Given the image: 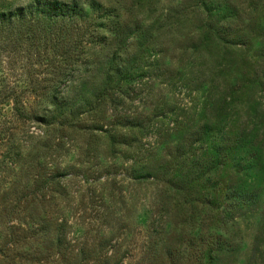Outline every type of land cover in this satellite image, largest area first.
Wrapping results in <instances>:
<instances>
[{"label": "rangeland", "instance_id": "rangeland-1", "mask_svg": "<svg viewBox=\"0 0 264 264\" xmlns=\"http://www.w3.org/2000/svg\"><path fill=\"white\" fill-rule=\"evenodd\" d=\"M47 1L74 3L80 8L96 1L111 11L112 21L118 15L124 18L122 28L126 34L139 32L143 27L145 32L141 31L149 37L131 39L130 52L135 55L137 45L154 47L157 42V65H152L137 94L124 90L126 98L116 101V111L157 113L158 119L154 128L144 133L117 128L103 134L95 131V126L114 116L113 108L103 105L99 111L83 116L82 124L73 131L37 123L20 128L18 134L28 137L22 149L28 161L18 164L26 166V177L20 168L14 173L16 177L10 175L12 180L20 172L18 177H24L22 187L34 190L36 179L55 175L61 178L56 199L51 200V193L47 192L46 202L38 208L44 222L37 223L43 226V235L28 239L27 243L19 240L17 250L10 252L12 259L0 258V264H32L30 260L37 257L44 260L41 264H200L203 252L215 241L224 243L229 252L221 258V264H259L258 258L264 253V198L252 207L238 205L229 209L230 201L224 199V194L220 197L222 208L216 211L206 204L208 196L216 198L212 185L203 177L197 178L199 171L196 178L190 175L192 185L174 177L172 183L166 184L164 179L170 168L173 174L176 169L158 164L154 166L156 170L150 171V180L139 181L131 168L150 162L154 148L156 154L151 163L164 159L169 152L167 145L175 147L181 135L198 128L203 123V108H212L211 103L223 97L227 104L233 102L238 107L233 108V116L239 125H251L248 114L256 111L254 121L259 125L255 127L264 129V0L222 2V16L240 15L230 40L242 45L222 51L219 56L218 50L213 49L212 57L201 59L193 55L199 45L196 31L201 24V17L195 12L198 0H0V7L21 8ZM88 23L59 22L54 30L58 35L64 30L70 49L72 41L84 40L71 55L81 53V48L85 50L91 66L83 74L76 73L78 85L84 86L77 93L93 102L105 79L103 72L95 69L109 56L110 49L102 51L86 44ZM103 24L104 28L97 30L100 35L108 34L105 28L110 23ZM36 34L40 36L39 32ZM10 50L11 46L5 45V54H10ZM13 58H4L1 63L13 64ZM34 69L33 76L41 83L49 84L55 78L53 68L47 70L45 65H38ZM235 89L242 92L233 98ZM69 95L74 96V92L70 90ZM27 102L37 103L33 99ZM4 110L11 115V106H4ZM174 125L181 128L177 135L169 132ZM80 126L87 130L82 131ZM263 136L260 140H264ZM135 138H141L150 156L141 158L130 147ZM160 141L164 142L161 148L157 147ZM230 176L233 178L234 174ZM4 188H10V184L0 189L1 241L6 240L8 227L32 224L25 222L31 220L30 211L21 215L4 213L8 206L1 200ZM222 209L228 210L227 215ZM34 216L37 218L35 213ZM58 232L63 238L60 245H54L51 240ZM34 252L43 255L32 256Z\"/></svg>", "mask_w": 264, "mask_h": 264}, {"label": "trees", "instance_id": "trees-1", "mask_svg": "<svg viewBox=\"0 0 264 264\" xmlns=\"http://www.w3.org/2000/svg\"><path fill=\"white\" fill-rule=\"evenodd\" d=\"M226 1L198 0L196 3L195 12L201 17V24L196 31L200 46L197 45L193 55L198 59L212 57L213 49L218 50L216 55L219 56L222 51H230L231 48L242 45L230 40L235 21L240 18V15L222 16L225 12L222 2ZM111 17V11L96 1H91L85 8H80L74 3L60 1H47L21 8L17 6L0 7V148L3 149L0 151V189L10 184V188H4L1 200L2 203L8 205L6 209L4 208V213L21 215L23 211H30L31 220H25V222H32L28 227H23L22 224L8 227L5 241H1L0 233V258L10 260L11 257L12 259L10 252L17 250L19 240L27 243L28 239L43 235V226L37 223L44 222L39 216L41 210L38 214V208L40 209V206L46 202L48 193H51V200L56 199L61 178L60 175H55L46 180L36 179L34 190H26L27 188L22 187L24 177H26V166L20 167L18 164L23 165L21 163L28 161V156H25L22 151L23 144L26 143L28 137L25 133L18 134L20 128L29 123H37L46 128H53L57 125L65 130L73 131L78 124H82L83 116L99 111L103 105L108 109L113 108L111 111L114 116L108 121L103 119L100 126L93 127L100 133L108 134L116 131L117 128H127L144 133L149 128H154L156 124L157 113L148 115L117 112L116 101L126 98L124 90L137 94L145 77L150 75L152 65H157L158 54H154V51L157 53V42L154 47L143 46V43L140 46L137 45V52L133 55L130 52L131 39L134 40L136 36V39L142 40L141 38H147L149 35L143 34L141 30L144 32L145 30L142 26L139 32L129 31L126 34L122 28L124 18L118 15L114 17L115 21H112ZM72 20L89 22L86 44H90L93 49L98 47L102 51L106 47L110 49L109 56L102 59L95 69L98 73L103 72L105 79L98 97L93 102H90L88 97L83 98L80 93H77V91H82L84 86L78 85L76 73L83 74L91 66L85 50L81 48V53L71 55L79 45L84 43V40L72 41L73 48L70 49L65 40L64 30L61 31L62 35H58V32L54 30L59 22ZM105 22L110 23L105 28L108 34L100 35L97 30L104 28L103 23ZM36 32H39L40 36ZM5 45L6 47L11 46L10 54H5ZM11 56L16 60L13 64L1 63L4 58L8 59ZM19 58H21L20 61ZM38 65H45L47 70L53 68L56 73L55 78L51 79L49 84L35 80L34 68ZM115 77H117L116 80ZM70 90L74 92V96L69 95ZM241 92L242 90L235 89L233 98ZM32 99L37 101L35 105L28 104L27 101ZM226 101L227 98L223 97L211 103L213 107L216 105L214 108H203V123L196 129L193 126L195 130L193 129L191 133L189 131L181 135L175 147L169 148L168 144L169 152L164 159L154 164L151 163L156 154V148H154L155 153L150 162L143 161L139 163L140 166L133 165L131 170L136 179L150 180L153 177L152 170H156L154 166L164 164L176 169V174L175 172L173 174L171 173L173 169L170 168L171 172L167 174V179L170 177V180L164 179L166 184L172 183L171 178L174 177L176 181L192 185L193 180L190 175L196 178L195 173L199 171L201 175L197 178L203 177L207 183L212 185V192L216 198L212 199L208 196V202H206L212 210H221L220 197L224 194V199L230 201L229 209L237 208L238 205L252 207L251 205L258 204L264 198V140H260L264 135V129L255 127L259 125L254 121L253 114L256 111L248 114L251 125H239L233 116V108L238 107L233 106V102L227 104ZM41 102L44 104L42 105ZM6 105L11 106L10 116L5 113L4 106ZM221 105L223 107L220 110ZM80 127L82 131L87 130ZM171 129L169 132L175 135L181 131V128L175 125ZM143 135L147 137L148 133ZM141 138L144 137L141 136ZM141 138H135L130 147H134L139 157L144 158L150 155ZM16 144L19 145L16 146ZM163 145L164 142L160 141L157 147L161 148ZM20 168L24 177H18L20 173L18 172L17 178L12 180L10 175L16 177L14 173ZM193 170H195L194 173ZM232 174H234L233 178L230 176ZM43 190H47L46 193H42ZM222 210H225L222 212L223 214L226 212L224 215H227L228 210ZM2 214L0 213V216ZM62 238L63 236L58 232L51 242L54 245H60ZM227 252L224 243L212 242V245L203 252L200 264H221V258ZM37 254L42 253L34 252L31 255ZM258 260L259 264H264V253L259 256ZM30 261L32 264L44 263V260L39 257L32 258Z\"/></svg>", "mask_w": 264, "mask_h": 264}]
</instances>
